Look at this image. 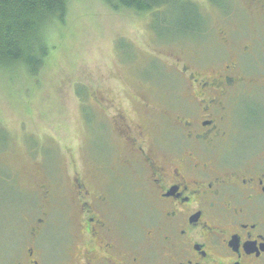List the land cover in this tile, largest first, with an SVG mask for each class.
<instances>
[{
  "label": "flooded vegetation",
  "instance_id": "af4514ba",
  "mask_svg": "<svg viewBox=\"0 0 264 264\" xmlns=\"http://www.w3.org/2000/svg\"><path fill=\"white\" fill-rule=\"evenodd\" d=\"M210 2L230 21L231 1ZM243 6L238 12L253 25L229 28L217 68L205 72L198 60V69L180 68L190 90L170 98L178 109L171 122L156 126L150 115L155 124L148 129L119 117L128 163L138 172L133 198L145 193L148 214L139 217L123 198L129 176L110 183L124 211L117 219L111 193H94L76 178L75 213L62 208L74 224L63 219L50 246L45 238L52 228L39 218L23 251L0 264H264V0Z\"/></svg>",
  "mask_w": 264,
  "mask_h": 264
},
{
  "label": "rangeland",
  "instance_id": "374dc122",
  "mask_svg": "<svg viewBox=\"0 0 264 264\" xmlns=\"http://www.w3.org/2000/svg\"><path fill=\"white\" fill-rule=\"evenodd\" d=\"M193 1L206 16L203 37L165 29L162 40L151 29V13L116 10L104 0H69L65 20L45 30L50 50L37 74L20 64L0 68V259L14 260L23 251L39 218L52 228L45 238L50 246L59 238L58 226L66 224L63 219H72L65 226L74 224L75 217L62 208L75 213L76 178L94 193L110 192L117 219L124 211L115 193L124 192L115 187L113 200L110 183L125 174L131 182L123 198L139 217L148 214L145 193L133 198L140 189L138 172L128 163L130 148L119 117L148 129L155 124L150 115L156 126L171 122L178 109L170 98L181 99L190 90L183 64L198 69L201 61L205 72L217 68L229 28L253 25L238 12L247 0H226L235 5L230 21L210 0ZM169 14H159L160 21L174 17ZM139 96L149 105L139 104Z\"/></svg>",
  "mask_w": 264,
  "mask_h": 264
},
{
  "label": "trees",
  "instance_id": "16d2710c",
  "mask_svg": "<svg viewBox=\"0 0 264 264\" xmlns=\"http://www.w3.org/2000/svg\"><path fill=\"white\" fill-rule=\"evenodd\" d=\"M113 9L151 13V29L158 38L162 30L180 29L200 35L206 27V16L193 0H104ZM69 0H0V68L23 65L31 74H37L44 66L50 50L45 35L46 28L67 16ZM172 18L160 21L159 14ZM172 13V14H171ZM170 40V39H169ZM120 52L127 46L118 44ZM78 93L83 92L78 90ZM84 101V100H82ZM85 109V105H83Z\"/></svg>",
  "mask_w": 264,
  "mask_h": 264
}]
</instances>
